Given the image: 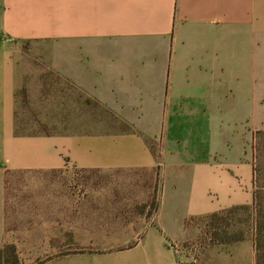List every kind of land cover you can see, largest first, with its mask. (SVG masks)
Here are the masks:
<instances>
[{
	"label": "crops",
	"instance_id": "obj_1",
	"mask_svg": "<svg viewBox=\"0 0 264 264\" xmlns=\"http://www.w3.org/2000/svg\"><path fill=\"white\" fill-rule=\"evenodd\" d=\"M23 41L47 43L37 81L79 131L15 132ZM258 130L264 0H0V249L19 264H255L199 219L252 203Z\"/></svg>",
	"mask_w": 264,
	"mask_h": 264
},
{
	"label": "rangeland",
	"instance_id": "obj_2",
	"mask_svg": "<svg viewBox=\"0 0 264 264\" xmlns=\"http://www.w3.org/2000/svg\"><path fill=\"white\" fill-rule=\"evenodd\" d=\"M20 52L18 56H24L25 80L31 84L27 90L26 96L22 95V90L17 91V130L20 134H64L77 132L80 129L75 127H65L64 124L70 123L64 120L63 95H60V89L63 87L58 81L51 82L52 86L48 88L47 81H52V77L43 78L45 80L38 82V78L48 75L47 65L43 63L41 57L48 55V45L40 41H23L17 45ZM41 83L40 90L37 88ZM46 83V85H45ZM42 87V88H41ZM62 90V89H61ZM43 92L42 94L40 93ZM59 94V95H58ZM74 98V97H73ZM77 101L80 96H75ZM252 144H249V151ZM253 152V150H252ZM108 178V177H107ZM259 184H264V157L258 174ZM224 220L218 222L221 237L243 235L251 238L253 235V214L251 210H235L232 214H225ZM129 225L127 230L131 232ZM140 226V225H139ZM137 226V227H139Z\"/></svg>",
	"mask_w": 264,
	"mask_h": 264
},
{
	"label": "trees",
	"instance_id": "obj_3",
	"mask_svg": "<svg viewBox=\"0 0 264 264\" xmlns=\"http://www.w3.org/2000/svg\"><path fill=\"white\" fill-rule=\"evenodd\" d=\"M15 132L18 134L17 126ZM253 192L252 203L250 205L234 206L211 213L203 218H200L201 238L210 242L230 243L248 238L237 235V237H221L218 222L224 220L225 214H232L235 210H251L253 214V235L250 238L253 242L255 250V264H264V184H259L258 174L260 173L261 162L264 157V130L255 132L253 143ZM159 154H157V158ZM153 205V203H152ZM220 223V222H219ZM188 225V223H187ZM0 264H19L18 256L12 245H4L0 249Z\"/></svg>",
	"mask_w": 264,
	"mask_h": 264
},
{
	"label": "built area",
	"instance_id": "obj_4",
	"mask_svg": "<svg viewBox=\"0 0 264 264\" xmlns=\"http://www.w3.org/2000/svg\"><path fill=\"white\" fill-rule=\"evenodd\" d=\"M175 264H200L196 257H192L186 261H178Z\"/></svg>",
	"mask_w": 264,
	"mask_h": 264
}]
</instances>
